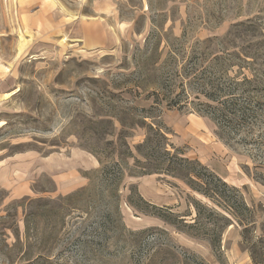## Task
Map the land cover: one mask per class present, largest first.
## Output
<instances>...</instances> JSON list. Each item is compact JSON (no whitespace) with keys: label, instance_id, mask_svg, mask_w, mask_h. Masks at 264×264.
I'll return each instance as SVG.
<instances>
[{"label":"rangeland","instance_id":"374dc122","mask_svg":"<svg viewBox=\"0 0 264 264\" xmlns=\"http://www.w3.org/2000/svg\"><path fill=\"white\" fill-rule=\"evenodd\" d=\"M246 20L264 31V0H0V264H137L146 253L144 241L143 254L132 256L135 242L129 239L121 250L120 235L143 230L125 225L126 214L144 217L127 201L136 203L139 195L150 203L137 182L145 177L142 167L153 172V161L166 158L155 132L162 123L168 145L239 190L255 211L251 242L264 238V133L209 130L208 119L188 108L157 107L150 116L159 119L145 120L135 110L148 108L152 99L144 98L170 74L182 72L195 42L222 38ZM102 21L109 23L108 43L88 52L77 41L81 26ZM181 80L175 94H192L178 85ZM181 128L193 130L203 145L220 143L223 153L209 154L207 165L202 150L176 144ZM115 164L121 174L115 172L119 180L111 192L100 173ZM77 173L86 184L75 188ZM182 174L148 176L182 202L189 193L212 207L174 178ZM234 219L221 237L225 264H235L233 244L242 252L251 248L240 241L236 221L242 218ZM146 228L167 231L182 256L219 264L205 241L181 238L165 225ZM107 238L112 246H105ZM148 242L153 251L167 241L154 235Z\"/></svg>","mask_w":264,"mask_h":264},{"label":"trees","instance_id":"16d2710c","mask_svg":"<svg viewBox=\"0 0 264 264\" xmlns=\"http://www.w3.org/2000/svg\"><path fill=\"white\" fill-rule=\"evenodd\" d=\"M183 38H185L184 35L177 40H184ZM238 41L240 44H237ZM187 60L189 63L181 67V73L175 71L170 74L163 80L164 82L160 83L155 92L144 98V100L152 99L148 108L135 109L145 115L142 120L159 119V116H150L158 110L157 107L178 111H186L188 108L190 113L208 119L220 132L236 135L246 130L256 129L264 133V31L262 29L257 28L250 20L238 23L222 38L212 37L195 42L194 49L190 50ZM179 79L182 80L178 85L183 89L187 86L192 94L186 92L184 96L183 91L175 94ZM149 128L152 129L151 126ZM155 128V132L163 141V156L166 158L153 161V172H146V168L142 167L145 171L140 176L163 174V171L165 174H173L185 170L186 175L182 174L174 178L182 180L192 193L206 199L212 207L195 201L191 198L193 196L187 194L184 201L186 210L182 213L177 212L176 207L153 205L139 195L136 203L128 198L130 208L141 216L161 221L176 234L205 241L219 264H225L221 248L222 234L231 225L234 217H241L242 219L236 221L241 229V244L251 247L247 251L252 264H263L261 258L264 256V238L261 236L255 242L250 240L256 228L253 221L254 207L247 206L238 189L229 187L212 171L196 161L183 158L178 148L168 145L166 136L168 133L162 131V128L165 131L168 128L163 123ZM167 146L174 151L173 154L169 152ZM167 161L168 164L164 169L163 166ZM118 169H120L119 164H115L112 167H104L100 173L102 180L106 183V189L111 192H115L117 188L116 182L121 174ZM74 194L68 196L69 199ZM200 218L205 222L202 223ZM125 230V233L120 235L121 250L130 245L129 239L135 242L133 244L135 249L130 251L132 256L136 253L139 256L143 254L141 242L144 241V247L147 248L142 257H137L139 260H134L137 264H164L168 260H172L174 262L172 264H188L186 262L206 264L195 255L183 254L182 256L176 253V247L171 243L172 237L163 229ZM126 233L127 238L123 239ZM154 235L167 242L160 244L158 249L152 251L148 240ZM108 240L109 238L106 239ZM98 246L100 248L103 245L98 244ZM105 246L109 247L112 244L108 241ZM256 257L259 259L257 260ZM130 258L133 259L131 255Z\"/></svg>","mask_w":264,"mask_h":264},{"label":"crops","instance_id":"0c3cea01","mask_svg":"<svg viewBox=\"0 0 264 264\" xmlns=\"http://www.w3.org/2000/svg\"><path fill=\"white\" fill-rule=\"evenodd\" d=\"M108 7V6H105ZM102 12L99 10V13ZM102 15H105L104 12L101 13ZM107 14H110V11L107 12ZM105 22H109V18L106 16ZM112 21V20H111ZM110 21V22H111ZM105 22H97V23H84L81 26L80 36L78 38V42H80L82 45L86 46V50L89 51H95L102 49L104 46H106V43H108V33H107V27L108 24H105ZM206 127H209V130H213V127L215 128L214 124L211 123L209 120L206 122ZM207 127V128H208ZM193 130L188 131L187 129L181 128V131H178V137H177V145L185 146V144H188V150L189 152L194 151V149L198 148L200 154L205 158L204 160L207 161L206 164L209 165L210 159L208 158V155L211 153H214L215 151L220 152V154L223 153V146L220 143H214L211 141V143L203 145V143L198 139L195 138L192 135ZM200 157V158H203ZM76 181V187H80L86 184V181L79 176L77 173ZM227 178H229L228 171L226 173ZM238 177L239 174H238ZM150 183L149 189L147 188V184ZM137 185H139V189L145 191V194L148 196V199L150 203L156 206H167V207H176V210L181 213V211L186 210V204L181 201L180 197H176L175 194L169 190H161V186L157 183V181L152 176H145L137 182ZM65 187V186H63ZM146 188V189H145ZM140 190V191H141ZM70 191H73L71 189ZM70 191L65 192L64 194L69 193ZM189 194V193H188ZM192 195V194H189ZM198 197V196H197ZM179 199V202H178ZM184 205V206H183ZM125 225L127 228L131 230H138V229H144L149 226H164V224L154 218L149 217H142L140 219H135L131 217L129 218L128 214L125 215L124 219ZM168 227V226H167ZM168 230H172L170 227H168ZM173 234H176L173 232ZM177 235V234H176ZM179 235V234H178ZM181 238L185 239L184 235H180ZM188 240V239H187ZM189 241V240H188ZM241 241V239H240ZM196 244V243H193ZM230 253L232 258L234 259L235 264H252L251 259L249 257V254L245 251H240L238 244H233V246L230 249Z\"/></svg>","mask_w":264,"mask_h":264}]
</instances>
